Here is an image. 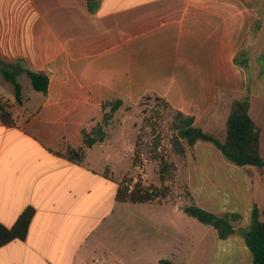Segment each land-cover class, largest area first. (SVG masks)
I'll return each mask as SVG.
<instances>
[{
	"label": "crops",
	"instance_id": "crops-1",
	"mask_svg": "<svg viewBox=\"0 0 264 264\" xmlns=\"http://www.w3.org/2000/svg\"><path fill=\"white\" fill-rule=\"evenodd\" d=\"M242 52L246 67L235 61ZM0 61L49 78L47 93L22 91L21 103L0 82L13 116L7 124L0 114V223L35 210L26 239L0 247V264H254L239 231L255 206L264 222V168L236 166L210 143L184 155L191 204L240 216L221 239L181 205L117 201L118 182L82 132L106 102L150 95L225 140L233 102L248 96L264 157V95L254 93L264 0H0ZM68 148H85L82 161ZM210 170L226 175V207Z\"/></svg>",
	"mask_w": 264,
	"mask_h": 264
},
{
	"label": "trees",
	"instance_id": "trees-1",
	"mask_svg": "<svg viewBox=\"0 0 264 264\" xmlns=\"http://www.w3.org/2000/svg\"><path fill=\"white\" fill-rule=\"evenodd\" d=\"M246 55V52L240 53L235 59L236 63L246 67L248 62ZM20 71L27 73L36 91L47 93L49 78L46 75L21 69L15 64H3L0 61V73L7 81L15 84L17 102H22V88L17 82V76ZM164 103L169 107L166 101ZM121 105H123L122 100H117L111 104V112L104 118L106 122ZM8 107L7 104L0 105V114L7 124H12L13 116ZM249 109L248 96L233 102L226 124L225 140H221L217 134L207 132L198 126L193 116L176 111L172 123L174 135L170 140L174 152L178 155H184L187 148L193 149L200 142L210 143L227 161L236 166L264 168V157L260 153V129L251 118ZM82 134L85 148H91L96 143L102 142L106 136L103 126H98L90 132L84 130ZM85 148L77 150L68 148L66 155L71 161H82L85 156ZM161 163L162 171L167 172L168 167L165 161ZM106 177L108 176L106 175ZM162 181L164 182L163 178ZM167 189L164 186L161 190H151V188H142L140 184H135L134 188L131 189L124 180L118 186L116 199L119 202H151L160 196L166 198L168 196ZM184 211L200 222L212 225L221 239H226L235 232L233 223L240 218L238 214L218 216L195 204L185 206ZM34 214L35 210L29 207L22 213L13 227L7 228L0 223V247L16 239L25 240ZM260 217V210L255 206L250 225L239 231L253 253L254 264H264V222L261 221ZM160 264H173V262L171 260H162Z\"/></svg>",
	"mask_w": 264,
	"mask_h": 264
},
{
	"label": "rangeland",
	"instance_id": "rangeland-1",
	"mask_svg": "<svg viewBox=\"0 0 264 264\" xmlns=\"http://www.w3.org/2000/svg\"><path fill=\"white\" fill-rule=\"evenodd\" d=\"M0 82L6 92H15L14 83L3 77ZM17 82L22 86L24 95L28 96L33 91L28 75L19 74ZM255 87L254 93L258 91L264 95V77L260 78ZM158 98L147 95L138 100L112 99L106 102L103 119L93 128L103 126L106 136L102 142L96 143L92 154L97 163H102L105 167V175L118 184L125 180L131 189L135 184H140L142 188L151 190H161L165 186L168 188V196L166 198L160 196L153 201L172 202L184 208L191 204L186 185L189 175L184 166V155L188 152L199 155L208 152L201 149L205 145L203 142L198 143L197 149H195L197 145L193 149L187 148L184 155L174 152L170 140L174 135L172 123L176 111L170 105L167 107L165 100ZM117 100H122L123 105L106 122L104 118L110 114L111 104ZM211 146L214 152H218L213 145ZM162 161H165L168 167L167 172L162 171ZM208 172L214 179V192L224 198L219 206H228L230 203L226 199V193L229 191L227 192L225 186L221 188V185L226 183V175L221 174L219 170ZM201 188L204 189V186Z\"/></svg>",
	"mask_w": 264,
	"mask_h": 264
}]
</instances>
